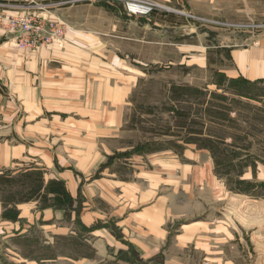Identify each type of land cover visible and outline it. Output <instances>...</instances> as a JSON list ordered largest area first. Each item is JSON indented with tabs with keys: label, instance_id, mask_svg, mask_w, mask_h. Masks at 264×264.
Segmentation results:
<instances>
[{
	"label": "crops",
	"instance_id": "crops-1",
	"mask_svg": "<svg viewBox=\"0 0 264 264\" xmlns=\"http://www.w3.org/2000/svg\"><path fill=\"white\" fill-rule=\"evenodd\" d=\"M12 1L0 0V17L34 5ZM159 1L212 9L218 21H264V0ZM50 2L69 23L63 42L21 49L0 30V244L21 247L19 264H129L123 255L133 251L146 264H191L205 248L215 264H264V222L215 224L189 212L198 186L214 182L210 149L196 139L125 154L137 34L108 27V0ZM244 33L252 43L232 47L216 69L264 85V27ZM17 183L23 199H8ZM8 208L17 214L3 217Z\"/></svg>",
	"mask_w": 264,
	"mask_h": 264
},
{
	"label": "rangeland",
	"instance_id": "rangeland-1",
	"mask_svg": "<svg viewBox=\"0 0 264 264\" xmlns=\"http://www.w3.org/2000/svg\"><path fill=\"white\" fill-rule=\"evenodd\" d=\"M151 1L152 11L148 13L134 11L131 0H108L106 4L110 13L108 27L115 25L141 39L137 46L140 54L135 56L139 60L140 76L126 105L122 142L129 151L125 154L159 149V145L182 150L197 139L212 151L215 167L212 168L214 182L199 185L198 199L188 201L193 219L258 226L264 222V181L254 180L257 176V180L264 177V97L258 96L264 95V85L244 79L229 81L216 65L229 63L232 47L251 44L244 31L264 27V21H218L212 9ZM12 2L46 5L38 13L68 23L55 12L56 6L50 0ZM22 11L23 8L19 9ZM153 13L154 19L145 18ZM162 19L172 20L171 24L178 26L173 36L159 35L171 25ZM148 21L150 31L145 29ZM219 49L222 51L217 52ZM247 180L254 184L244 188L242 182ZM14 186L8 199H23L25 194L17 187L18 183ZM15 214L16 209L8 208L2 216ZM250 233L253 231H248V237L244 234L245 239H249ZM218 234L215 231V237ZM236 234L233 243L243 236V231ZM9 245L0 244V264H19L18 255L24 251L17 244ZM210 249H199L191 264H215ZM239 252L237 246L234 253ZM252 256H256L253 250ZM123 258L129 264H146L134 251Z\"/></svg>",
	"mask_w": 264,
	"mask_h": 264
},
{
	"label": "built area",
	"instance_id": "built-area-1",
	"mask_svg": "<svg viewBox=\"0 0 264 264\" xmlns=\"http://www.w3.org/2000/svg\"><path fill=\"white\" fill-rule=\"evenodd\" d=\"M130 6L136 12L152 11L151 0H131ZM46 5L34 4L24 11L0 17V30L11 36V42L21 49L35 50L40 46H50L64 41L68 23L60 18L47 19V15L38 13Z\"/></svg>",
	"mask_w": 264,
	"mask_h": 264
},
{
	"label": "trees",
	"instance_id": "trees-1",
	"mask_svg": "<svg viewBox=\"0 0 264 264\" xmlns=\"http://www.w3.org/2000/svg\"><path fill=\"white\" fill-rule=\"evenodd\" d=\"M179 87H181V86H179ZM184 87H186V86H184ZM159 148L161 147V146H158ZM152 149V148H151ZM150 150V149H149ZM242 183H244V188H246V187H249V186H251L252 184H254V182H250V181H243ZM239 190H242V189H239Z\"/></svg>",
	"mask_w": 264,
	"mask_h": 264
}]
</instances>
